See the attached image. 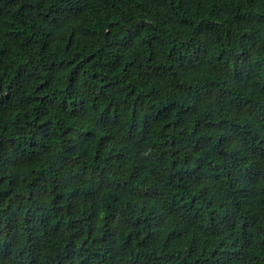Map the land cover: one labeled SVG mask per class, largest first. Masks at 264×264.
<instances>
[{
    "label": "trees",
    "instance_id": "obj_1",
    "mask_svg": "<svg viewBox=\"0 0 264 264\" xmlns=\"http://www.w3.org/2000/svg\"><path fill=\"white\" fill-rule=\"evenodd\" d=\"M0 264H264V0H0Z\"/></svg>",
    "mask_w": 264,
    "mask_h": 264
}]
</instances>
